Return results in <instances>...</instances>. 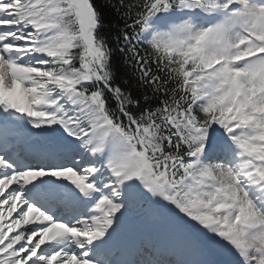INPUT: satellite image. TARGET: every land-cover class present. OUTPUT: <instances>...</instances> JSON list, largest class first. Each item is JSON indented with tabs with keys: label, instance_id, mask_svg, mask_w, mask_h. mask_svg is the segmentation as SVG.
<instances>
[{
	"label": "snow or ice",
	"instance_id": "6c2138e0",
	"mask_svg": "<svg viewBox=\"0 0 264 264\" xmlns=\"http://www.w3.org/2000/svg\"><path fill=\"white\" fill-rule=\"evenodd\" d=\"M106 6L0 0V264H264V0Z\"/></svg>",
	"mask_w": 264,
	"mask_h": 264
},
{
	"label": "trees",
	"instance_id": "16d2710c",
	"mask_svg": "<svg viewBox=\"0 0 264 264\" xmlns=\"http://www.w3.org/2000/svg\"><path fill=\"white\" fill-rule=\"evenodd\" d=\"M94 3L104 14L105 18V31L110 28L109 21L115 22L116 17L114 13L106 6L107 0H94ZM113 61L115 64L119 65L120 75L127 79L131 75V69L124 66V62L119 53L114 55Z\"/></svg>",
	"mask_w": 264,
	"mask_h": 264
}]
</instances>
